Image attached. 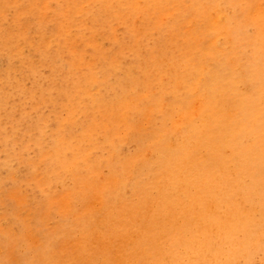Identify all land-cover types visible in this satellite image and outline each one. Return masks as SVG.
<instances>
[{
	"label": "rangeland",
	"instance_id": "1",
	"mask_svg": "<svg viewBox=\"0 0 264 264\" xmlns=\"http://www.w3.org/2000/svg\"><path fill=\"white\" fill-rule=\"evenodd\" d=\"M0 264H264V0H0Z\"/></svg>",
	"mask_w": 264,
	"mask_h": 264
},
{
	"label": "bare ground",
	"instance_id": "2",
	"mask_svg": "<svg viewBox=\"0 0 264 264\" xmlns=\"http://www.w3.org/2000/svg\"><path fill=\"white\" fill-rule=\"evenodd\" d=\"M140 197H143V198H140ZM140 197H139V202H140V203H145V204H146V199L144 198L145 196H140ZM168 215H169V214H168ZM169 217H170V215H169ZM146 230H147V229L142 228V231H143L142 233H143V235H145V236L147 235Z\"/></svg>",
	"mask_w": 264,
	"mask_h": 264
}]
</instances>
